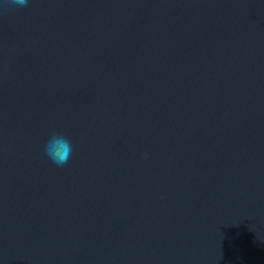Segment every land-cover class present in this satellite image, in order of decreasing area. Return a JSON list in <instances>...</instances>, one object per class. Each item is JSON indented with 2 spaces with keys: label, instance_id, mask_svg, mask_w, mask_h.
Wrapping results in <instances>:
<instances>
[{
  "label": "water",
  "instance_id": "1",
  "mask_svg": "<svg viewBox=\"0 0 264 264\" xmlns=\"http://www.w3.org/2000/svg\"><path fill=\"white\" fill-rule=\"evenodd\" d=\"M0 264H264V0H0Z\"/></svg>",
  "mask_w": 264,
  "mask_h": 264
},
{
  "label": "clouds",
  "instance_id": "2",
  "mask_svg": "<svg viewBox=\"0 0 264 264\" xmlns=\"http://www.w3.org/2000/svg\"><path fill=\"white\" fill-rule=\"evenodd\" d=\"M12 2L18 7H27L29 0H12ZM73 150L72 141L62 134H53L45 144V154L54 164L61 167L72 158Z\"/></svg>",
  "mask_w": 264,
  "mask_h": 264
}]
</instances>
